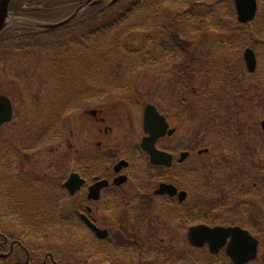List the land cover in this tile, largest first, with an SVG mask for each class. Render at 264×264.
I'll use <instances>...</instances> for the list:
<instances>
[{"label":"trees","instance_id":"trees-1","mask_svg":"<svg viewBox=\"0 0 264 264\" xmlns=\"http://www.w3.org/2000/svg\"><path fill=\"white\" fill-rule=\"evenodd\" d=\"M78 1L12 0L9 8L16 16L49 23L65 18L66 16L59 18L61 7L75 5ZM124 1H102L87 5L74 20L55 29L45 30L36 25L17 27L16 23H11L0 33V78H9L12 85L23 83L21 88L29 93L31 91L28 98L26 97V101L31 104L30 124L21 130L14 142L11 141L20 146L17 151L18 159L24 152L63 141L65 135L71 131L69 119L82 112L85 109L84 104L91 103L90 105L96 106L97 103L109 101L106 99H119L120 96L123 100H131L127 94L133 90L135 72L142 71L149 64L162 67L159 76L163 79L158 80L161 82L158 85L160 89L165 87V81L174 86L172 92L176 98L157 102L161 103L163 111L172 112L177 106L181 107L180 98L185 93L189 95L187 80L193 78V75L188 74L187 77L185 74L187 80L177 76L180 73L182 75L184 69L191 68L195 72L199 69L198 64H218L215 59L221 64L224 54L241 52L246 47H251L256 52L258 48H264V0L258 1L255 19L246 24L237 22L232 0H126L123 4ZM220 17L225 19L223 23H220ZM227 20L233 22L230 24ZM163 28L173 30L172 34L163 36ZM210 31L220 32L210 45L213 49L207 52L205 60L202 61L201 51ZM137 32L142 37L140 42L133 39V34ZM183 39H190L191 44L189 42L185 46ZM183 54L186 56L180 58ZM11 78L17 82L10 80ZM175 78L181 81L177 82ZM209 89L210 87H202L198 93L207 92ZM165 102L167 103L164 104ZM22 135L29 145L20 143L19 136ZM229 147L224 153V146L220 151L219 146L213 145L212 156L240 159L236 146L231 144ZM19 168L20 164L14 168L13 176L10 177L14 187L5 188L3 192L0 190L1 236L26 239L24 245L30 252V261L35 264H40L43 258L50 264H114V260L103 259L101 252L107 246L99 249L97 243L90 238L76 215L75 204L66 201L72 197L62 183H55V195L51 198L56 200V204L49 203V209L52 208L53 211L47 212L51 213V218L48 219L44 218L42 211L19 206L23 202L21 197L17 200V195H7V192L17 191L16 188H24L25 185L29 186L27 191H30L28 179L23 180V177L17 175L19 172H15ZM45 181L47 183L43 184L37 179L43 187H38L42 192L47 189L45 186H49V181ZM1 186H5V183ZM212 195L215 199L216 195ZM62 199L69 205L58 204ZM40 204L32 202V206ZM205 217L200 219L203 218L204 221L201 222L206 224L225 223L223 219ZM200 219L195 218V221L199 222ZM257 224L258 220H254L253 223L248 221L242 226L254 234H259L261 230ZM86 236L90 238L89 241L85 240ZM68 238L72 241L69 242ZM67 245L72 247L70 252ZM185 245L189 250V246ZM74 249L85 253L76 256ZM181 249L185 248L177 250ZM190 249L189 252L187 249L178 251V256L177 253L175 256L152 258L140 255L127 258V262L232 264L223 252L213 255L205 249ZM0 264H6L2 257ZM248 264H255V261Z\"/></svg>","mask_w":264,"mask_h":264},{"label":"rangeland","instance_id":"rangeland-1","mask_svg":"<svg viewBox=\"0 0 264 264\" xmlns=\"http://www.w3.org/2000/svg\"><path fill=\"white\" fill-rule=\"evenodd\" d=\"M96 1L93 0V2ZM101 1L109 2L111 0ZM258 1L262 2L261 0ZM125 2L126 0L123 4ZM61 8L58 12L59 18L72 14L76 10L77 5ZM85 8L86 6L83 7L79 14ZM220 20L222 21L220 23H223L225 19L220 17ZM228 21L230 24L233 22L232 20ZM11 23H16L17 27H32V22L27 21L26 18L18 19L13 12L9 13L8 25ZM163 31L161 32L163 36L168 33L171 35L173 32L170 28H163ZM219 32L210 31L207 36V42L203 44L201 51L202 61L205 60L207 52L213 49L210 48V45ZM133 39L136 42H140L142 39L141 34L138 32L134 33ZM183 41L185 46L189 45V42L191 44L190 39L189 41L183 39ZM216 51L218 54L219 49ZM220 51L223 52L224 50ZM242 54L243 50L232 54H224L221 64L218 59H215L218 64H215L216 62H213L214 64H198V71L193 72L191 68L188 70L184 69L182 75L181 73L177 75L178 77L182 76V80H187L184 77L185 74L187 77L188 74L189 76L192 74L193 78L190 77L187 80L189 83V95L185 93L180 98L181 107L177 106L176 108V111H180L179 117L175 116V114H170L168 117L169 126H178L179 129L178 133L170 135L168 144L183 149L195 147L190 158L185 160L178 168L182 173L187 164L195 167L194 171L191 170V176L189 173L186 175L192 179L194 190L191 189L190 197L184 202L185 204L188 203V205H182L184 211L180 209L181 217L191 212L193 217L197 219L205 216H210L211 219H214L213 213L219 210L218 207H223V209L221 208L223 214L217 219H223L225 223L218 224L232 225V222H238L242 226L248 221L253 223L254 220H258L257 227L261 230V232L259 231L258 240L263 241V244H260L258 248L255 264H264V132L260 128L261 119L264 117V48L260 47L257 52L255 51L256 70L252 73L242 71L239 68L240 64H244ZM185 56L186 54H183L180 58ZM161 69L162 67L159 65L149 64L142 71H136L133 80V90L127 96L135 101L143 100L148 103H157L158 100H172V97L176 98L172 92L174 86L171 82L165 81V87L163 89L159 88L160 86L158 85L161 82H158V80L160 78L163 79L162 76H159ZM178 71L181 72L182 70ZM118 72L121 74L119 70ZM177 78H175V81H181ZM13 80L16 81L15 79ZM22 84L17 85L14 83L12 85L9 78L3 76L0 78V96L6 95L10 97L14 106L12 121L0 131V190L3 192L5 188L11 189L14 187L10 177L13 176L15 165L20 164L19 170L15 172H19L17 175L23 177V180L24 178L28 179L31 185L30 191H27L29 186L25 185L24 188H19L20 190L16 188L17 191L7 192V195H17V200L21 197L23 202H20L19 206L32 208L33 211H42L44 218L48 219L51 218V213L47 212L53 211L52 208L49 209V203L56 204V200L51 198L55 195V183H63L62 178H65L64 176L67 174L68 163L75 157L76 151L93 150L98 146L96 143L99 142L103 150L106 147H110L114 151L119 152L126 143L132 141L135 143L139 139L137 138L139 134L142 133H140V124L133 122L130 118V113L135 112L134 109L130 106L128 108V100H123L122 96H120L119 99H106L109 101L97 103L96 106L90 105L91 103L89 105L84 104L83 107L86 110L99 107V111L94 115L87 113L86 110V112L82 111L72 115L68 121L71 131L67 136L65 135L63 141L45 145V148L42 145L31 152H24L18 159L17 151H19L18 147L20 146H16L11 141H15L13 136L16 138L22 129L24 130L25 127L29 126L31 120V104L26 101L31 91L30 93L24 91L21 88ZM202 87H210V89L207 92L198 93V90ZM23 88L26 90V87ZM169 89L170 91H167ZM193 90L195 92L192 94ZM11 93L14 95H11ZM182 120L185 122L183 123ZM184 127L186 128L185 132H183ZM18 130L20 132L16 133ZM138 131L139 134H137ZM3 137L4 139H2ZM19 139L20 143H24L26 146L29 145L25 142L23 135L19 136ZM231 144L236 146V152L241 157L238 160L235 158L236 162L234 161V164L230 165L233 163L232 159H230L231 157L212 156L213 145L219 146L220 151L221 147L224 146L223 151L226 153V149H230L229 146ZM206 148H208L209 152L201 151V153H197L199 149L203 150ZM6 157L8 158L7 160ZM2 159L3 161H1ZM183 175L185 176V174ZM37 179L41 181L44 179L43 182H46L45 180L49 181V186H45L47 189L44 192L38 189V187H43L38 184L39 181L37 182ZM3 182L5 186H1ZM212 194L216 195L215 199ZM158 200L161 204L160 199ZM66 201H69V204H76L74 196ZM66 201L62 199L58 204H68ZM32 202L41 203L42 205L32 206ZM149 202L147 201L145 204L150 206ZM152 209L154 210L155 208ZM45 213L47 214L45 215ZM147 214L150 213L148 212ZM202 219L199 220V223L204 221ZM144 220V226L148 225L149 227H152L151 222L157 221L155 218H146ZM196 224H198V221L194 223V225ZM163 225L164 229L160 228L159 232L158 229L155 230V233L157 232L158 234L156 233L157 236L154 237H163L164 239L162 240L167 241V238H169L168 226L166 224ZM147 233L149 234L148 230ZM175 236L176 234L174 233L172 238L174 239L173 248L175 251L179 248L188 249L181 240L177 241ZM154 237H151V239L143 238V243L136 245L135 249L129 252L136 255L143 252V257L147 258L158 256L157 253L150 254L153 250H150L151 245L155 242ZM68 241L71 242L72 239L68 238ZM155 246L163 249L170 247H165V243ZM75 247L78 246L75 245ZM67 249L70 252L72 247L67 245ZM181 250H177V256L179 254L178 251ZM74 252L76 256L85 253L84 251L78 252L75 249Z\"/></svg>","mask_w":264,"mask_h":264},{"label":"flooded vegetation","instance_id":"flooded-vegetation-1","mask_svg":"<svg viewBox=\"0 0 264 264\" xmlns=\"http://www.w3.org/2000/svg\"><path fill=\"white\" fill-rule=\"evenodd\" d=\"M239 68L245 71L246 65L240 64ZM177 104L173 103V105ZM176 108L173 109L174 112L172 113L179 117L180 111H176ZM98 111L99 109H97ZM170 114V112L164 114L167 121ZM142 121L143 117L141 118L142 134L139 141L126 143L119 152L114 151L110 147H106L103 150L102 145L100 146V143L97 142L96 144L99 147L97 146L93 150L79 151V157L76 161L75 172L80 182L78 189L71 195V197L74 196L76 198V215L86 232L91 236L90 238L97 243L98 248L100 249L104 245L107 246L101 252L104 256L103 259L114 260V264H125V262L128 264L127 258L143 256V252L136 255L129 251H133L136 245L142 244L143 238L151 239V237L157 236L155 230L158 229L159 232L160 228L164 229L163 224L168 226L169 238L166 241L162 240L164 239L163 237H154L155 242L151 245L150 250H153L150 254L157 253L158 257L163 255L175 256L176 252L173 248L174 239L172 235L174 236L175 233L177 241L181 240L182 243L187 244L190 248L191 245L187 239L188 228L196 222L193 213L190 212L186 216L181 217L182 213L180 212V209L184 211V205H188V203L185 204L184 202L190 197L191 189L194 190V184L190 176L191 170L195 167L187 164L185 171L183 169L182 171L184 172L182 173L178 169L179 165L190 158L195 147L183 149L170 146L168 138L171 136L166 134L157 139L155 148L171 155L170 164H151L149 154L142 146L143 137L146 136L143 133ZM174 128L175 135L179 129L178 126ZM183 153L185 154L184 157L181 156ZM230 159H232L233 164L234 161L236 162L233 157ZM120 160L125 165H120L116 169V164ZM17 167L18 164L14 168L16 169ZM188 173L190 176H186ZM162 183L171 184L176 188V192L172 195L168 192L156 194V189ZM180 190L185 191V200L180 201L178 199L177 194ZM158 199H160L161 204ZM147 201H150V206L145 204ZM152 208L155 209L153 210ZM221 208L223 209V207H218L219 210L213 213L214 218L222 216L223 211ZM148 212L150 214H147ZM84 217L95 226V229L87 224L83 219ZM146 218H155L157 221L151 222L152 227L144 226V219ZM235 225L238 224L235 223L230 226ZM1 235L2 233L0 232V257L4 259L6 264H35L30 261V252L28 247L24 245L26 239H9ZM164 243L165 247H170L163 249L155 246ZM120 261L123 262L118 263ZM40 264H50V262L43 258Z\"/></svg>","mask_w":264,"mask_h":264},{"label":"water","instance_id":"water-1","mask_svg":"<svg viewBox=\"0 0 264 264\" xmlns=\"http://www.w3.org/2000/svg\"><path fill=\"white\" fill-rule=\"evenodd\" d=\"M117 0H112L115 2ZM235 4V9L237 12L238 21L245 23L254 18L257 3L256 0H233ZM10 0H0V31L6 24L9 23L8 5ZM88 3V1L86 2ZM78 7L75 12L68 18L55 22V23H43L38 24L40 27L46 29H55L68 23L75 15L78 13ZM244 59L246 61L249 71H252L256 65V58L252 49L247 48L244 51ZM92 114L95 113L94 110L91 111ZM12 115V105L6 96H0V125L4 122L10 120ZM264 129V121L261 123ZM167 124L162 116H159L152 106L146 108L144 114V130L149 133V137L144 138L142 145L148 151L150 156V161L154 164H170L171 156L167 153L159 152L154 147L155 140L166 132ZM169 134L172 130L168 131ZM182 157L185 156L183 153ZM120 165H125V163L120 162L116 169ZM79 178L77 174H72L71 177L66 181L65 185L69 188L71 193L79 187ZM119 182V181H118ZM168 192L169 194H174L176 188L169 184H161L156 193ZM185 196L184 192H179V200H182ZM90 227L94 229V226L88 223ZM189 242L194 246H202L207 243L211 252H217L225 244L226 254L230 257L234 264H244L255 258L257 252V240L253 238L246 230L240 227H223L215 226L209 227L203 224L192 226L188 229ZM228 240V241H227Z\"/></svg>","mask_w":264,"mask_h":264},{"label":"bare ground","instance_id":"bare-ground-1","mask_svg":"<svg viewBox=\"0 0 264 264\" xmlns=\"http://www.w3.org/2000/svg\"><path fill=\"white\" fill-rule=\"evenodd\" d=\"M82 1H83V0H80L79 3H78V4H75V5H77V7H82V6H83ZM11 2H12V0H10L9 3H11ZM100 2H102V1H100ZM94 3H95V4H98V1H96V2H94ZM75 5H74V6H75ZM40 28H43V27H40ZM43 29L48 30V29H46V28H43ZM84 238H85L86 241H89V240H90V238H88L87 236L84 237ZM187 239H188V241H189V238H187Z\"/></svg>","mask_w":264,"mask_h":264}]
</instances>
